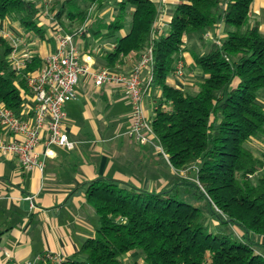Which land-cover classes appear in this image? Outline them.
<instances>
[{
    "label": "trees",
    "instance_id": "16d2710c",
    "mask_svg": "<svg viewBox=\"0 0 264 264\" xmlns=\"http://www.w3.org/2000/svg\"><path fill=\"white\" fill-rule=\"evenodd\" d=\"M105 1L57 0L49 11L68 33L87 23L82 36L90 32L112 41L105 67L117 68L121 57L137 59L151 47L149 87L151 94L160 91L150 120L157 146L209 217L178 199L176 187L152 192L98 178L85 189L97 217L94 234L59 264H264V149L255 155L250 147L264 136V32L250 16L253 0H175L166 33L155 31L159 9L152 0H114L113 18L92 22L89 8L98 11ZM43 10L35 0H0V19L39 35ZM217 29L221 37L214 34L207 49L191 52L202 80L190 90L169 84L176 64L186 66V37L202 42ZM11 51L0 35V103L22 117L21 93L28 91L10 62ZM189 171L195 173L191 182L182 175ZM44 255L36 264H49Z\"/></svg>",
    "mask_w": 264,
    "mask_h": 264
},
{
    "label": "crops",
    "instance_id": "0c3cea01",
    "mask_svg": "<svg viewBox=\"0 0 264 264\" xmlns=\"http://www.w3.org/2000/svg\"><path fill=\"white\" fill-rule=\"evenodd\" d=\"M55 1L49 2L52 5ZM113 1L109 0L108 5L105 1L98 11H94L93 6L89 8L91 21L111 20L116 12ZM152 1L162 17L156 23L155 31L166 33L167 12L175 0ZM44 12L45 9L38 18L42 36L26 31L13 19H0V35L9 41H20L17 57L21 58L28 52L31 57L28 62L33 64L30 70L40 67L42 58L54 47L55 33L67 32L65 27L59 26L56 31L54 23L58 24L49 9L50 15L45 16ZM104 15H108V19H104ZM250 16L258 21L260 30L264 32V0L252 1ZM64 24L67 26L70 21L66 20ZM214 34L222 36L220 29L210 31L204 35L203 43L198 41V47L190 48V52L200 54L206 41L211 42ZM75 44L83 63L85 55L91 56V71L105 67V54L112 51L110 45H114L112 41L90 32L76 36ZM182 56L186 65L183 76L172 75L167 82L176 88L190 90L202 80L203 74L192 65L189 52H183ZM135 61V56L130 54L121 57L116 66L121 72L128 73ZM159 94L160 91L153 88L152 94L143 98L147 119L154 115ZM21 97L23 104L27 105L26 93H21ZM129 110L119 86L95 87L91 73H87L78 80L75 99L63 106L65 119L62 131L73 143L72 149L50 146L51 155L44 158L46 146L40 142L37 153L38 159L44 158V166L30 170H22L14 156L0 154V264H36L44 253L65 259L85 239L92 237L97 217L86 201L85 189L95 179L115 180L144 191L159 192L163 189V175L159 176L149 165L153 163L148 158L149 147L136 144L126 135ZM10 138L0 129L1 140L6 142ZM134 157L142 158L132 167ZM29 197L33 198L34 207Z\"/></svg>",
    "mask_w": 264,
    "mask_h": 264
},
{
    "label": "built area",
    "instance_id": "2783aa9c",
    "mask_svg": "<svg viewBox=\"0 0 264 264\" xmlns=\"http://www.w3.org/2000/svg\"><path fill=\"white\" fill-rule=\"evenodd\" d=\"M161 20L162 17L158 13L155 26ZM86 25L87 23L73 33H68L58 32V25L54 23L57 31L54 35V47L42 58L40 67L34 70H26L31 58L28 52L21 58L17 57L20 41L10 39L12 51L9 59L13 68L26 83L28 104H23V116L17 117L0 103V129L11 137L6 142L0 139V154L17 158L22 170L41 169L45 163L44 158L51 155L50 146L67 150L73 148V143L62 131L65 119L63 106L75 99L78 80L87 73H91L95 87L115 85L121 88L130 106L127 137L138 145H154L155 137L150 124L151 119H147L143 111V97L151 94L149 87L152 78L151 47H147L139 55L128 73L108 67L91 71L90 67L93 64L91 56L85 55L83 63L74 42L75 36H82ZM110 48L113 49L114 45H110ZM144 72H146L145 75ZM183 74L184 64L179 61L172 75L182 77ZM40 142L46 146L43 159H38L37 148ZM156 148L166 159L161 148L158 146ZM28 199L34 207L33 198ZM261 241H264V237H261ZM44 256L49 264H59L61 260L51 253H45Z\"/></svg>",
    "mask_w": 264,
    "mask_h": 264
},
{
    "label": "rangeland",
    "instance_id": "374dc122",
    "mask_svg": "<svg viewBox=\"0 0 264 264\" xmlns=\"http://www.w3.org/2000/svg\"><path fill=\"white\" fill-rule=\"evenodd\" d=\"M49 1H54V0H35V2L37 3L38 6L44 7V9H45L44 15L45 16L50 15V13L48 12V9L50 8V5L52 2L50 3ZM108 1L109 0H106V4ZM104 16H105L104 19H108V17H107L108 15H104ZM128 28H129V25H128V22H126L125 27L122 31L126 32L128 30ZM75 37H74V42H75ZM209 43H210V41H206L205 46L202 48V50L207 49ZM197 47H198L197 36L196 35H188L186 37V48H187L186 52H189L191 54L190 48L196 49ZM184 72H185V66H184ZM147 97H148V95L145 96V98H147ZM129 108H130V106H129ZM146 108L148 109L147 105H146ZM129 112H130V110H129ZM153 143H154V145H147L149 147L148 152L150 154V156L148 157L150 159L149 161L153 162V163L151 162L152 164H149V165L155 169L154 171L157 172L159 174V176L163 175L165 185L163 186V189H161V190H171L173 187H176L178 199L186 201L190 204H193L195 206L200 207L204 211V213L208 216V209L205 207L204 202L200 199H196L193 196V188L192 187H190L189 185L185 186L184 184H180V182L182 181L181 178H179L180 174L172 172L171 167L167 164L164 157L159 153L158 149L156 148L157 143H156L155 139H153ZM250 147L253 149L255 155H258L261 152V150L264 149V136H261L255 140H253V142L250 143ZM141 158L142 157H139L137 159L136 157H134L131 166L134 167V165L136 164V161L141 160ZM182 175L187 179V182H191V180H194L195 173H194V171H189L188 173L187 172L182 173ZM87 207H89V206L87 205ZM211 220L213 221V224H216V220H215V218H212V216H211ZM232 229L237 235L240 234V232L237 230L236 227H233ZM134 256H135V254H132L131 256H127L125 258V260L128 261L130 258H132ZM137 260L140 261L139 258Z\"/></svg>",
    "mask_w": 264,
    "mask_h": 264
},
{
    "label": "water",
    "instance_id": "95a60500",
    "mask_svg": "<svg viewBox=\"0 0 264 264\" xmlns=\"http://www.w3.org/2000/svg\"><path fill=\"white\" fill-rule=\"evenodd\" d=\"M78 194H79V192H78Z\"/></svg>",
    "mask_w": 264,
    "mask_h": 264
}]
</instances>
